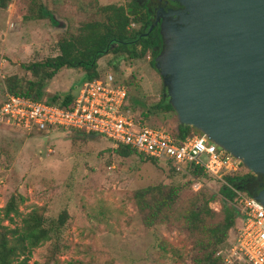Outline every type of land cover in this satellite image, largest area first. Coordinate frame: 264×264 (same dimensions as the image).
Instances as JSON below:
<instances>
[{
  "label": "rangeland",
  "instance_id": "374dc122",
  "mask_svg": "<svg viewBox=\"0 0 264 264\" xmlns=\"http://www.w3.org/2000/svg\"><path fill=\"white\" fill-rule=\"evenodd\" d=\"M127 1L8 0L0 8V100L6 76L31 79L27 63L56 54L57 39L75 32L79 21L99 18V5ZM38 4L51 12L57 25L29 16ZM149 60L145 55L115 61V54L108 52L97 59V72L110 70L126 86L125 101L141 121L174 132V112L152 108L163 89ZM83 78L80 68L61 67L41 87V95L73 94ZM187 134L199 133L190 128ZM113 147L100 135L78 131L42 134L0 127V208L18 193L22 197L18 210L24 213L37 205L47 224L54 225L62 211L67 214L50 240L31 250L27 264H194L196 253L182 215L189 203L207 201L214 220L219 219L221 182L171 171L167 164L137 154L121 157ZM158 183L179 187V196L170 208L169 223L145 227L132 192ZM231 235L229 231L216 254H223Z\"/></svg>",
  "mask_w": 264,
  "mask_h": 264
},
{
  "label": "water",
  "instance_id": "95a60500",
  "mask_svg": "<svg viewBox=\"0 0 264 264\" xmlns=\"http://www.w3.org/2000/svg\"><path fill=\"white\" fill-rule=\"evenodd\" d=\"M168 1L175 7L153 15L161 94L178 124L262 178L250 192L264 204V0Z\"/></svg>",
  "mask_w": 264,
  "mask_h": 264
},
{
  "label": "trees",
  "instance_id": "16d2710c",
  "mask_svg": "<svg viewBox=\"0 0 264 264\" xmlns=\"http://www.w3.org/2000/svg\"><path fill=\"white\" fill-rule=\"evenodd\" d=\"M7 1L0 0V8H5ZM97 12L99 18L79 21L76 24L75 32L57 39L56 54L44 59L33 60L24 66L31 79L14 74L6 76L3 79L4 91L31 99L41 97V87L61 67H78L84 75L82 82L91 80L98 76L97 59L108 52L115 54V61L118 57L137 59L148 55L149 63L154 67L153 58L160 49V38L156 25L150 31L147 30L150 25V12L142 1L128 0L124 5L108 2L99 5ZM29 16L44 18L52 26L58 24L51 12L41 4H38L36 10L29 13ZM129 22L134 26H130ZM113 60L110 61L113 62ZM115 65L113 63V66ZM162 89L164 90L163 86ZM71 95L53 93L44 98L48 102L65 104L69 102ZM152 108L162 112L173 111L162 94ZM141 115L146 116L145 113ZM138 118L141 119L140 116ZM190 128L193 126L177 123L175 131L171 134L182 138ZM194 131L200 133L196 129ZM78 132L83 135H96L83 131ZM112 149L116 155L121 157H130L136 154L131 148L123 145L114 146ZM139 157L152 163L159 162L149 157ZM167 165L169 166V164ZM168 169L173 171L171 166ZM187 173L191 177L212 178L198 167L188 166ZM255 178L248 170L244 169L224 176L225 183H221L218 190L221 208L220 217L217 220H214L215 212L207 205V201L188 204L182 218L183 226L192 241L191 248L196 253L193 259L194 264L222 263L220 256L215 253L216 249L227 239L229 231L236 223V214L228 203L234 195L230 187L246 195H251V183ZM261 181L262 178L257 181L259 185L256 189L260 187ZM179 192V187L161 183L135 189L132 192V197L142 225L152 227L155 224L169 223V211L177 200ZM21 199L22 197L18 193H13L0 208V264H27L31 250L50 240L52 234L62 226L67 216L66 212L62 211L54 225L47 224L41 208L37 205H33L24 213L20 212L17 208V200L21 201ZM3 221H6V224H2Z\"/></svg>",
  "mask_w": 264,
  "mask_h": 264
},
{
  "label": "built area",
  "instance_id": "2783aa9c",
  "mask_svg": "<svg viewBox=\"0 0 264 264\" xmlns=\"http://www.w3.org/2000/svg\"><path fill=\"white\" fill-rule=\"evenodd\" d=\"M130 26H134L129 22ZM126 86L108 70L82 82L69 102L57 104L44 97L28 98L4 93L0 100V126L27 133L38 131H83L104 137L113 146L131 148L138 156L169 164L185 172L201 168L215 180L238 170H247L240 160L210 141L203 133L179 138L161 127L145 124L125 101ZM228 202L236 223L223 254L224 264H264V204L252 195L230 187Z\"/></svg>",
  "mask_w": 264,
  "mask_h": 264
},
{
  "label": "flooded vegetation",
  "instance_id": "af4514ba",
  "mask_svg": "<svg viewBox=\"0 0 264 264\" xmlns=\"http://www.w3.org/2000/svg\"><path fill=\"white\" fill-rule=\"evenodd\" d=\"M142 2L144 5L148 7V10L150 12V15H149L150 23H153L156 26L157 24L156 22H154V18H153L155 11L158 10L159 8H162L163 10H165L169 7H175V4L168 0H142ZM259 179L261 178L256 177L255 180L251 183L252 188L254 187L256 188L259 185V183H257Z\"/></svg>",
  "mask_w": 264,
  "mask_h": 264
},
{
  "label": "crops",
  "instance_id": "0c3cea01",
  "mask_svg": "<svg viewBox=\"0 0 264 264\" xmlns=\"http://www.w3.org/2000/svg\"><path fill=\"white\" fill-rule=\"evenodd\" d=\"M97 68H98V64H97ZM1 127V126H0Z\"/></svg>",
  "mask_w": 264,
  "mask_h": 264
}]
</instances>
